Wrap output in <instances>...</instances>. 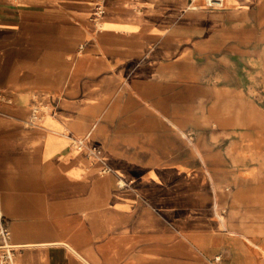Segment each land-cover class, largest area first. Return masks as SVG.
Returning <instances> with one entry per match:
<instances>
[{
    "label": "crops",
    "instance_id": "1",
    "mask_svg": "<svg viewBox=\"0 0 264 264\" xmlns=\"http://www.w3.org/2000/svg\"><path fill=\"white\" fill-rule=\"evenodd\" d=\"M0 213L16 264H264V0H0Z\"/></svg>",
    "mask_w": 264,
    "mask_h": 264
},
{
    "label": "built area",
    "instance_id": "2",
    "mask_svg": "<svg viewBox=\"0 0 264 264\" xmlns=\"http://www.w3.org/2000/svg\"><path fill=\"white\" fill-rule=\"evenodd\" d=\"M209 7H220L224 0H205ZM55 102L52 97L39 95L32 105V111L28 119L30 124H38L42 119L55 111ZM74 145L77 148L85 146L84 140L76 139ZM91 152L95 155H101V149L92 148ZM15 245L11 242V230L5 217L0 213V264H16Z\"/></svg>",
    "mask_w": 264,
    "mask_h": 264
}]
</instances>
